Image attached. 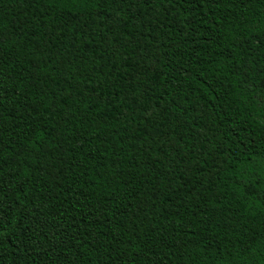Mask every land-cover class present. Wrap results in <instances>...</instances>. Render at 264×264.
Returning a JSON list of instances; mask_svg holds the SVG:
<instances>
[{
	"label": "trees",
	"instance_id": "16d2710c",
	"mask_svg": "<svg viewBox=\"0 0 264 264\" xmlns=\"http://www.w3.org/2000/svg\"><path fill=\"white\" fill-rule=\"evenodd\" d=\"M0 264H264V0H0Z\"/></svg>",
	"mask_w": 264,
	"mask_h": 264
}]
</instances>
